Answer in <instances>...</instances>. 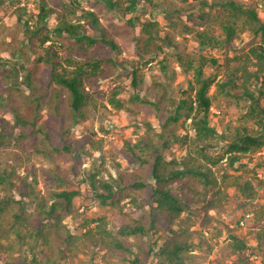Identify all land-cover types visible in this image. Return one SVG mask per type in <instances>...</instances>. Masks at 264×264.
<instances>
[{
  "label": "trees",
  "instance_id": "1",
  "mask_svg": "<svg viewBox=\"0 0 264 264\" xmlns=\"http://www.w3.org/2000/svg\"><path fill=\"white\" fill-rule=\"evenodd\" d=\"M7 1L0 0V7ZM39 1L38 8L31 13L26 4L18 8L17 21L22 22L26 39L18 38L17 26L7 28L12 40L6 41L9 55H0V69H5L0 77V112L4 111L10 118L1 119L0 149H11L2 152L9 159L7 164L0 161V185L12 188L19 180L15 190L18 194L0 195V260L21 251L27 264L53 263L56 257H65V251L75 253L81 249L89 256L86 264L95 261L96 252H104L105 255L122 253L121 264H145L129 238L145 236L151 230L160 231V223L165 222L167 235L156 256L160 262L186 264L184 253L192 251V240L197 231L191 226L184 227L181 216L190 209L189 202L194 194L203 196L206 212L221 206L232 192L244 200H253L258 194L253 177H247L242 169L246 163L241 157L264 148V19L254 7L227 0L221 4L229 9L227 16L210 19L205 15L204 28L197 32L200 51L229 47L245 31L252 36L248 49L227 57L224 62L226 72L216 86L218 93L233 94L251 102L243 117L252 120L256 127L243 125L241 129L237 128L231 139L224 141V136L209 120L213 100L208 90L213 80L204 76L205 67L217 65L218 58L204 54L197 59L177 57L182 71L173 69L172 76L183 73L189 81L186 89H180L173 95L171 80L167 79L169 57L165 53V47L173 46V40L161 35L158 21L141 23L132 14L126 17L123 30L137 37L135 43L142 45L140 58L145 59V54H150V57L164 54L155 62L163 77L154 79V83L145 88L147 80L136 65L130 76L132 90L116 85L107 100L114 109L124 110L135 119L141 110L144 112L151 108L160 113L161 119L158 125L140 118L135 120V126L144 128V131L135 139H126L120 153L137 170L127 173L121 163L114 162L113 173L104 161L105 136L110 132L106 125L102 124L100 131L87 127L79 136L72 133L83 127L82 121L88 120L87 112L97 110V97L90 88L100 78L107 77L103 64L113 59V52L119 44L102 26L97 13L89 9H83L74 21L60 14L59 22L50 30L46 23L50 16L58 14L54 7L40 5L42 0ZM96 1L102 2L108 11H118L124 4V10L128 12L138 11L144 4L154 5V0H144L145 3L143 0ZM203 4L209 5L207 1ZM76 6L79 8V3ZM121 18L125 20L123 16ZM32 20L36 25L34 29L30 26ZM38 20L43 22L42 28L37 26ZM90 28L97 33H91ZM68 40L73 43H68ZM15 42L19 44L18 48L14 47ZM100 45L108 51L98 50L96 47ZM24 52L34 59L32 69L26 62L17 65ZM79 53L84 55L82 62L73 57ZM24 68L28 70L19 82L20 70ZM20 83L22 86L18 87ZM23 87L27 99L33 103L31 116L24 113L23 101L14 95L16 89L22 90ZM234 90L240 94L233 93ZM177 123H181L184 129H191V133L182 134L170 129ZM217 137L225 143L219 145ZM32 138L37 140L33 142ZM177 143L184 150L181 159L169 153ZM13 146L19 147V153H14V156ZM210 149H222V153L214 155ZM60 153L71 158L89 154L92 159L76 187H70L74 177L70 168L61 167ZM38 156L54 163L55 168L48 172L50 180L67 188L48 189L38 195L33 173L27 169L18 175L17 165L30 163L31 166L30 161ZM224 159L229 170L219 175L215 167ZM82 184L91 189L88 196L93 197L94 203L100 207L98 215H86L92 212L93 203L83 206V210L77 207L76 199L84 193ZM198 185H201V191ZM210 187L215 191L210 193ZM127 190H131L127 194L133 212L128 213V221L112 231L109 229L111 221L103 212H107L109 206L119 204ZM25 198H28V203L36 205L34 210H27ZM246 216L241 220L246 221ZM67 217L78 224L70 227L65 221ZM254 220L255 223L264 222V206L255 212ZM232 236L231 247L235 251L247 248L244 240L237 235Z\"/></svg>",
  "mask_w": 264,
  "mask_h": 264
},
{
  "label": "rangeland",
  "instance_id": "2",
  "mask_svg": "<svg viewBox=\"0 0 264 264\" xmlns=\"http://www.w3.org/2000/svg\"><path fill=\"white\" fill-rule=\"evenodd\" d=\"M38 1L8 0L6 4L0 7L1 56L7 57L9 55L6 50V41H12L10 35L7 34V28L17 26L16 28L19 30L18 32H20L18 38L24 41L26 39L23 34V24L17 21L18 8L26 4L28 12L31 13L32 10L38 8L40 3V1ZM205 1L209 4L208 6L203 4ZM225 1L227 0H154L153 6L148 4L141 5L140 7L142 8L139 7V10L136 12L125 11L124 7L126 4L118 11H108L102 2L96 0L41 1L40 5L45 4L48 5V7H54L58 14V16H50L47 21L46 27L50 30L59 22L60 14H65L68 20L74 21L80 16L83 9H89L97 13L100 21L103 23L102 26L108 29L111 37L115 38L119 44V48L113 52V59L103 64L107 71V77L100 78L99 82L95 83L90 88V91L96 94L97 97V110H92L89 113L87 112L88 120L82 121L83 127L81 129H73L74 132L72 133L74 136H79L80 132L87 127H90V129L94 131H98L102 124L106 125L110 132L105 136V141L107 142L105 145L106 154L104 161L105 166L113 173L115 172L113 168L114 162L121 163L123 170L127 173L137 170L130 165L124 158V155L120 153V149H122L126 143V139H135L144 131V128L138 129V126H135V120L140 118V120L152 121L158 125L161 119L160 113L154 108L144 112L141 110L139 115H135V119L129 116L124 110L118 111L114 109L107 100L111 90L116 85L121 84L125 89L132 90L130 76L136 65L139 67L140 74H143L147 80L145 88L150 83L153 84L155 81L154 79L163 77L162 72L158 71V66L155 65V62L163 58L164 54L152 55L153 57H150V54H145V59L140 58L142 45L135 43V38L137 37L123 30L124 24H126V17L130 14L136 18L138 17L141 23L148 20L158 21L161 26V35L169 36L171 40H173V46L165 47V53H167L169 57L170 65L167 79L169 81L171 80L170 85L173 95L179 93L178 91L180 89H186L189 81V77L185 76L183 73L172 76L173 69L180 72L182 71V68L179 67V63L177 62V57L188 60L189 58L197 59L200 54H204L218 58L217 65L212 66L209 64L205 67L204 76L213 80V84L208 90L213 100L209 113V120L211 125L216 127L219 134L224 136V141L231 139L233 133H237V128L241 129L243 125H247L249 128L256 127L252 120L243 117L251 102L239 99L233 94L224 95L218 93L216 86L218 79L226 72L225 61L227 57H232L243 49H248L249 41L252 39L251 34L247 31L241 33L229 47L225 46L222 49L206 48L202 51L199 50L197 32L204 28L205 24H203V21L205 15L210 16V19L226 17L229 9L221 5ZM235 1L244 3V5L248 7H254L259 16L264 19V0ZM143 2L145 3L144 0ZM78 3L79 8L76 6ZM76 7L78 9H76ZM121 16H123L125 20L122 19ZM178 17H180V19H178ZM33 23L34 20L31 21L30 25L32 29L36 27ZM36 23L39 28H42L43 22H41V20L36 21ZM90 31L93 34L97 33L92 28H90ZM68 43L73 42L68 40ZM175 44H177L178 47H174ZM14 47L18 48L19 44L15 42ZM96 48L105 52L108 51L107 48L102 45ZM20 56L17 65L20 66L21 63L26 62V65L32 69V66H34L32 64L34 59L26 52L22 53ZM73 57L81 62L85 59L82 53L73 55ZM137 61H139V63H137ZM27 70L26 68L20 70L19 82L22 81ZM2 72H5V69H0V77L3 75ZM19 86H22V84L20 83L18 87ZM228 89H230V87H228ZM23 91H25V87H23L22 90L16 89L14 95L19 98V101H23L24 113L27 116H31L30 114L33 112V103L27 99ZM128 93H126V95H128ZM233 93H238L237 95H239L240 91L234 90ZM122 97L125 96L123 95ZM262 103L264 104V100ZM95 112H97L96 115ZM106 115H108L107 119L109 120L105 119ZM1 119L10 120L9 116L5 115L4 111L0 112V124ZM170 129L182 134L187 132L191 133V129H184L181 123L173 125ZM99 135L102 136V133H99ZM216 139L219 145L225 143L218 137ZM30 140L35 142L37 138H32ZM12 148L16 151L12 152V156H14V153H19L18 146H13ZM4 151H11V149H0V161L3 164H7L9 158L5 153H2ZM210 152L214 155H218L222 153V149H210ZM169 153L181 159L184 155V150L177 143L169 149ZM94 155L98 156L99 153H95ZM59 157L61 167L64 169L70 168L72 178L74 177L70 187H76L78 180L82 178L83 172L90 166L92 159H90L89 154L71 158L70 156L60 153ZM241 160L243 163H246V166L242 168L246 176L253 177V181L257 184L258 194L256 198L253 200H244L232 192L230 198L223 202L221 206L206 212L203 206V196H195L194 194L191 198L192 200L189 202L190 209L185 211L181 216L183 219L182 225L184 227L191 226L192 229L197 231L192 240V242L194 241L192 251L184 253L186 264H264V222H254L255 212L261 210L264 206V184L262 183V181H264V148L254 154L243 155ZM225 161L224 159L215 167L217 174L221 175L224 171L229 170ZM30 162L32 163L31 166L29 165L30 163L17 165L16 171L18 175L24 174L27 169L33 173V180L35 181L34 184L38 195L46 193L48 189L61 190L67 188L66 185H61L54 180H50L51 177L48 176V172L54 169L55 165L49 159L38 156L33 158ZM240 171L242 172V170ZM17 184H19V180L12 188L0 185V195L3 196L9 193L12 195L18 194V192L15 193ZM82 189L84 193L76 199L77 207L83 210V206L93 203L91 206L92 212H88L86 215L89 217L98 215L100 207H98L96 202L94 203L93 197L91 199L88 196L91 193V189L86 184H82ZM198 189L201 191V185H198ZM213 191H215V189L210 187V193ZM129 192H131V190L125 192L119 204L112 207L109 206L107 212H103L108 215V219L111 221L109 229L112 231H116L117 227L128 221V213L131 211L133 212L134 208L129 202L130 198L127 194ZM24 200L27 202L28 198ZM35 207L36 205L34 203L29 202L27 210L32 211ZM120 208L123 211H121ZM247 214H250V216L246 218L245 225L241 226L240 220ZM65 221L70 227L78 224V222L76 223L70 217H67ZM164 223H160L162 229L160 231L151 230L150 233L145 236L129 238L131 245H136L134 246V250L139 251V255L141 259L144 260L145 264H168L160 262L158 256H156L167 235L164 229ZM232 235H237L244 240L247 243V248L242 251H235L231 247ZM151 248L152 250H150ZM20 252L17 251L11 253L9 256H3L2 260H0V264H6L8 262H13V264H27V262L24 261V254L22 255ZM89 253H91V251ZM94 255L95 261H93L92 264H121L123 262L122 253H107V255H105L104 252H96ZM28 257L30 259L31 255L28 254ZM88 258L89 256L81 249L77 250L75 253L67 250L65 251V257L58 256L53 263L43 262L41 264H86Z\"/></svg>",
  "mask_w": 264,
  "mask_h": 264
},
{
  "label": "built area",
  "instance_id": "3",
  "mask_svg": "<svg viewBox=\"0 0 264 264\" xmlns=\"http://www.w3.org/2000/svg\"><path fill=\"white\" fill-rule=\"evenodd\" d=\"M249 216H250V214H248V215L246 216V218L249 217ZM240 224H241V225H244V224H245V220H244V219L241 220V221H240Z\"/></svg>",
  "mask_w": 264,
  "mask_h": 264
}]
</instances>
